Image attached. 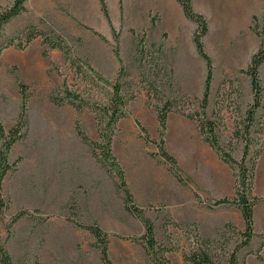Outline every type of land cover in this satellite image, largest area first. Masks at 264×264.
<instances>
[{
  "label": "rangeland",
  "instance_id": "obj_1",
  "mask_svg": "<svg viewBox=\"0 0 264 264\" xmlns=\"http://www.w3.org/2000/svg\"><path fill=\"white\" fill-rule=\"evenodd\" d=\"M9 3L10 0H0V8ZM105 4L112 12L110 1ZM24 6L26 8V2ZM35 9L29 6L7 22L0 33V122L5 129L15 124L20 113L23 90L20 85L28 96L26 135L9 150L8 161L14 166L1 184L7 208L0 221V242L13 264H104L95 239L77 226L95 224L107 235L111 264H155L143 246L130 239L143 235L144 224L125 209V195L118 187L116 173L109 162L94 158L89 145L76 133L75 123L78 122L90 141L98 139L95 112L88 107L76 111L68 100L61 105L50 100V94L61 95L63 83L84 101L105 104L109 100L111 86L98 81L88 69L110 81L119 73V63L112 53L114 35L110 26L108 22L98 23L100 27L106 26L109 33L103 40L86 25L80 27L88 33L87 37L68 34L69 28L65 25L60 35L69 49L68 54L51 49L44 57L45 47L40 37L21 48L16 45H24L21 36L28 25L57 34L52 30V19L44 15L35 18ZM111 25L117 34L119 59L127 73L122 93L126 98L133 96L125 105V116L115 124L111 155L123 171L133 205L152 222L155 239L172 249L167 253L169 262L190 264L183 260L182 250L187 249L196 236L214 240L227 222L237 229L242 228L241 215L235 205L208 206L215 199L233 196L232 170L202 141L193 121L171 112L167 115L163 143L167 153L174 157L183 183L176 179L170 165L157 154V147L146 142L140 131L143 127L149 140H159L152 108L156 103L155 93L153 86L147 83L154 80L148 76L153 72V64L140 61L135 50L142 30L127 28L123 23ZM9 42L10 45L5 46ZM168 55L169 52L164 55L163 51L158 54L166 74V86L157 91H161L165 99L174 100L183 111H192L196 108L193 98L201 97L205 69L201 76L196 61L194 75L188 78L182 68L173 72L174 54ZM76 58L78 61L72 66L70 61ZM113 61L118 67L115 74L109 75L101 67ZM179 63L181 66L182 61ZM215 65L212 64L206 114L214 113L221 118L222 146L232 148L233 157L239 160L243 143L232 140L228 146V142L232 129L240 127L238 122L251 102L249 79L239 70L229 69L231 73L227 74L217 62ZM258 74L261 103L247 136L250 139L248 158L259 152L252 194L263 197L264 63ZM146 76L148 80L142 81ZM19 211L27 214L12 223V217ZM261 212L262 209L256 213L255 236L250 246L239 251L238 259L243 264H264V234L258 229ZM227 237L231 234L227 233Z\"/></svg>",
  "mask_w": 264,
  "mask_h": 264
},
{
  "label": "trees",
  "instance_id": "obj_2",
  "mask_svg": "<svg viewBox=\"0 0 264 264\" xmlns=\"http://www.w3.org/2000/svg\"><path fill=\"white\" fill-rule=\"evenodd\" d=\"M26 0H10V3L4 7L0 8V33L3 26L9 22L12 18L24 13L26 8L24 3ZM100 10L107 20L110 26V32L114 35V46L112 48V53L119 63L118 72L116 78L112 81L102 77L98 72L93 71L91 68L88 69L93 76L98 80L102 81L104 84L111 86V93L109 100L105 104H99L95 101L88 100L84 101L81 99L78 93L68 90L65 83L62 84L61 95L50 94V100L55 105H61L64 101H71L76 111L82 110L84 107L90 108L95 112V118L97 120V137L96 141H90L88 137L81 130L78 122L75 123V130L77 135L87 143L91 149V154L94 158H98L104 163V161L109 162V165L116 173L118 178V187L123 191L125 198V209H127L132 215L141 219L144 224V233L139 238H130L134 242H139L147 254L151 262L155 264H171L167 253L172 249L164 247L162 244L158 243L154 236V227L152 222L143 216L142 210L133 205L132 196L126 187L124 182V174L117 164L113 155H111V138L113 136L114 127L117 121L125 116V105L127 101L131 100L133 96L126 98L122 93V88L124 85L123 78L126 77L127 73L122 65V61L119 56L118 51V40L117 34L113 26L110 23L108 10L104 0H98ZM182 8V11L187 17V19L195 22L196 30L192 36V42L195 46L196 52L205 64V75L203 80V88L201 97H194L193 101L196 102V108L192 111H183L181 106H177L174 100L165 99L161 91H157V88L161 86H166V74L162 71L163 67L160 65V58L158 54L162 51V43L150 42L146 38L145 30H142L141 36L136 41L135 50L139 56L140 61H146V64H153L151 67L152 71L148 76L154 77L153 81H147L148 77H144L142 81H147L151 86H153L154 99L156 103L152 106L156 116L158 128V141L149 140V136L143 127H140V131L144 134V140L146 142H151L157 147V154L170 165V171L176 177L179 182L183 183V180L177 174L176 161L172 155L167 153L164 148L163 134L166 127L167 115L169 113H176L183 118L193 121L197 127L198 133L203 142H205L216 154L219 160L224 164L228 165L232 170L234 177V188L232 197H222L215 199L211 202L210 207L219 205H232L239 210L242 219V228L237 229L232 223L227 222L223 225L222 232L218 233V237L214 240L208 238H200L196 236L193 243L189 244L186 248L182 250V258L185 262L190 264H243L238 259L239 251L250 246L251 240L254 238V222H253V208L259 203H264V196L257 197L252 194V188L254 184V168L255 160L259 152H255V156L249 157L250 151V139L247 136L249 128L253 123L254 113L256 109L260 106L262 97V87L259 81L258 69L262 63H264V0H262L263 8L260 21L255 17L252 18V24L250 30L259 37L260 44L258 49L251 55L250 60L245 69H240L239 72L244 74L249 79V86L251 91V102L245 108V114L243 119L238 122L240 127H235L230 133V139L228 146H231V141L234 140L235 143L242 142L243 148L239 160L233 157L232 148L227 149L222 146L220 141V127L221 118H218L213 113L211 116H207L206 108L208 104V96L210 90V82L212 79V62L209 56L206 54L203 45L202 37L207 32V25L204 18L198 13L194 12L191 6V0H176ZM121 0H119V10L121 13ZM86 27V26H84ZM93 33L98 35L104 40V37L94 31L93 29L86 27ZM57 35V34H56ZM44 32L35 26L28 25L22 32V38L24 45L17 43L16 45L21 48L27 45L31 40L36 37L41 38V43L45 47L42 55L47 56L49 50L59 49L65 55L68 54L69 49L64 42V39L60 34L57 36ZM135 36V33H134ZM165 35L162 37L164 38ZM11 42L7 43L5 46L10 45ZM155 55V56H154ZM78 59H74L71 65H76ZM80 69H78L79 72ZM23 90L24 86L20 85ZM21 91V107L20 113L17 120L13 126L5 129L0 122V221L3 217V213L7 208V201L3 196L1 190V184L4 176L10 171L14 164L9 163L8 153L13 144L23 139L26 135L27 129V100L28 96L24 91ZM149 98V94L147 95ZM26 211H19L12 217L11 222L14 223L24 215ZM77 226L87 230L92 238L95 239V246L99 250L100 259L104 264H111L108 256V238L107 235L99 228V226L93 225H81ZM227 233L231 234V237H227ZM264 243L262 244V246ZM257 254V253H256ZM0 264H13L10 255L0 242Z\"/></svg>",
  "mask_w": 264,
  "mask_h": 264
},
{
  "label": "crops",
  "instance_id": "obj_3",
  "mask_svg": "<svg viewBox=\"0 0 264 264\" xmlns=\"http://www.w3.org/2000/svg\"><path fill=\"white\" fill-rule=\"evenodd\" d=\"M104 1L107 3V0ZM109 1L112 12L106 6L111 23H123L127 28L145 30L148 41L162 43L164 55L168 52L169 57L171 53L174 54L176 65L172 67L173 72L174 69L181 71L182 68L186 77H192L194 63L197 61L198 73L202 76L204 63L199 60L192 42L196 24L185 17L176 0H121L122 14L119 11V0ZM29 6L36 7L33 12L35 18L42 15L51 18L52 30L57 34L63 32L65 25L69 28L68 34L73 36H88L81 25H86L102 36L109 34L106 26L101 28L98 24L107 23L98 0H26V10ZM191 6L206 22L207 32L201 42L213 66L217 62L227 74L229 69H245L260 44L259 37L252 33L250 26L253 17L260 21L262 0H191ZM179 61H182L181 66ZM117 67L118 64L113 61L101 68L110 75L116 73ZM260 209L262 212L258 218V229L264 234V203L255 206L252 218L257 224L256 213Z\"/></svg>",
  "mask_w": 264,
  "mask_h": 264
}]
</instances>
